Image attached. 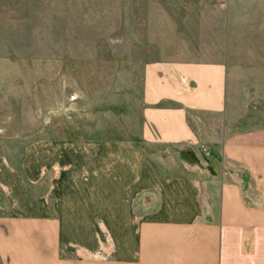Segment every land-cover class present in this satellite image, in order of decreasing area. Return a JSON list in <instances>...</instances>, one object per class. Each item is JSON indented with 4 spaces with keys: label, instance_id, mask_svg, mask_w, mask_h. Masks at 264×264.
<instances>
[{
    "label": "crops",
    "instance_id": "obj_1",
    "mask_svg": "<svg viewBox=\"0 0 264 264\" xmlns=\"http://www.w3.org/2000/svg\"><path fill=\"white\" fill-rule=\"evenodd\" d=\"M224 25L144 65L136 128L0 161V264H264V113L235 95Z\"/></svg>",
    "mask_w": 264,
    "mask_h": 264
},
{
    "label": "rangeland",
    "instance_id": "obj_2",
    "mask_svg": "<svg viewBox=\"0 0 264 264\" xmlns=\"http://www.w3.org/2000/svg\"><path fill=\"white\" fill-rule=\"evenodd\" d=\"M223 22L235 95L264 113V0H0V161L136 128L144 65L221 47Z\"/></svg>",
    "mask_w": 264,
    "mask_h": 264
}]
</instances>
